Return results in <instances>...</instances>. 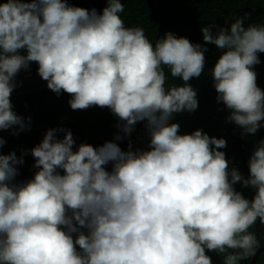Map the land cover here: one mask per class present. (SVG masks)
<instances>
[{"label": "clouds", "instance_id": "obj_1", "mask_svg": "<svg viewBox=\"0 0 264 264\" xmlns=\"http://www.w3.org/2000/svg\"><path fill=\"white\" fill-rule=\"evenodd\" d=\"M105 3L98 12L68 0H0V131L31 126L11 95L32 63L49 90L70 96L72 110L108 108L118 129L97 146L77 145L62 126L47 129L30 149L36 171L23 183L14 182L23 153L0 151V264H212L208 252L239 264L260 246L249 229L264 224V138L245 177L229 166L224 138L181 133L173 116L199 107L189 81L205 72L210 43L220 50L208 71L226 119L242 135L264 127L254 70L264 25L235 17L227 28L202 27L204 44L170 31L153 43L125 25L121 0ZM165 68L183 83L169 84ZM142 122L147 148L129 141L122 149ZM5 143L0 136V149Z\"/></svg>", "mask_w": 264, "mask_h": 264}, {"label": "trees", "instance_id": "obj_2", "mask_svg": "<svg viewBox=\"0 0 264 264\" xmlns=\"http://www.w3.org/2000/svg\"><path fill=\"white\" fill-rule=\"evenodd\" d=\"M124 12L121 18L126 26L141 27L145 35L153 43L167 31L176 36L189 39L192 43L204 44L201 28L214 24L216 31L219 27H228L235 17H244L245 26L251 23L264 25V0H121ZM68 3L86 9L95 8L100 12L105 6V0H68ZM161 31L159 32V28ZM159 33V35H158ZM158 36V37H157ZM157 37V39H155ZM205 72L199 78L189 81L197 91L199 107L189 113L174 114L173 120L180 125L181 133H191L201 129L209 136L224 138L226 147L221 149L229 161L230 167L237 168L240 173L249 175L248 160L264 138V127L254 135H242V129L226 119L229 110L216 100V91L212 82L211 69L220 55V50L214 44L205 45ZM261 63L254 66L257 73V85L264 90V53H259ZM37 65L31 64L30 70H21L16 76V87L24 85L38 75ZM169 84H182L179 78H172L167 68ZM70 96L61 92L55 94L48 89L46 81L39 79L34 83L16 91L11 96L13 110L22 117H31L30 128L13 135L11 130L0 131V136L6 141L0 149L4 154L10 151L17 156L23 153L24 163L18 165V175L15 183H23L32 178L36 169L33 167L34 158L30 149L38 144L45 131L49 128L62 126L70 129L76 144L89 143L93 146L111 140L118 131L115 127L117 118L108 108L90 107L86 110H72L68 104ZM62 137L63 133H59ZM148 134L144 123L135 126L131 136L119 142L120 147L127 150L129 141L133 148L145 149L148 145ZM111 165H108L110 170ZM61 171V170H58ZM235 189L246 198L251 199L255 190L243 187L237 183ZM260 252L254 264H264V224L259 223ZM255 234V224L249 229ZM228 252L233 250L229 249ZM212 264H224L226 253H207ZM249 256L239 264H248Z\"/></svg>", "mask_w": 264, "mask_h": 264}, {"label": "water", "instance_id": "obj_3", "mask_svg": "<svg viewBox=\"0 0 264 264\" xmlns=\"http://www.w3.org/2000/svg\"><path fill=\"white\" fill-rule=\"evenodd\" d=\"M160 31H161V27L159 28V32H160ZM158 35H159V33H158ZM157 37H158V36H157ZM157 37H156L155 39H157ZM39 79H41V78H40L39 75H37V76H35L32 80H30L28 83H26V84H24V85H19V86H17V87L15 88V90L13 91L12 95H13L16 91H18V90H20V89H22V88H24V87H27L28 85L34 83L35 81H37V80H39ZM12 95H11V96H12ZM258 225H259V221H257V223L255 224V235H256L257 238H258V236H259V228H258ZM259 252H260V248H258V249L256 250L255 254L253 255L252 259L250 260V262H249L248 264H254V263H255V261H256V259H257V255H258ZM246 264H247V263H246Z\"/></svg>", "mask_w": 264, "mask_h": 264}]
</instances>
